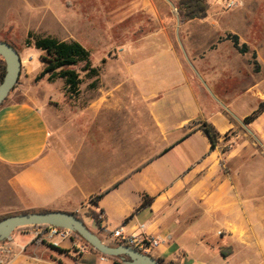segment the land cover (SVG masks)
Instances as JSON below:
<instances>
[{
    "label": "crops",
    "instance_id": "obj_1",
    "mask_svg": "<svg viewBox=\"0 0 264 264\" xmlns=\"http://www.w3.org/2000/svg\"><path fill=\"white\" fill-rule=\"evenodd\" d=\"M64 20L107 43L96 85L82 84L79 98L61 79L36 81L43 64L31 47L21 53L19 82L0 107V163L16 168L19 211L84 216L108 243L115 228L154 236L151 256L165 263L264 264V153L244 129L253 109L241 111V92L262 90L263 77L241 86L248 53L215 34L210 8L179 22L163 0H68ZM247 35L238 36L250 47ZM262 116L250 123L259 139ZM203 123L219 134L215 147ZM46 227L16 229L0 242V264L107 263L88 249L77 260L56 254L79 242L55 248Z\"/></svg>",
    "mask_w": 264,
    "mask_h": 264
},
{
    "label": "rangeland",
    "instance_id": "obj_2",
    "mask_svg": "<svg viewBox=\"0 0 264 264\" xmlns=\"http://www.w3.org/2000/svg\"><path fill=\"white\" fill-rule=\"evenodd\" d=\"M5 1L6 2H2L0 4L1 8H3L5 5V7H7L6 13L4 14V16H1L0 20V41L10 42L18 50L20 55L21 53H24L28 48L25 45V39L28 33L34 32L43 36H53L60 40L69 39L71 36H73L81 41H87L97 48L96 52L92 53L91 55V62L92 65L94 64V68H97L98 63H102L100 58L107 42L103 41L101 38H98V42H95V38L94 41L90 42L82 35L83 33L78 27L72 30L67 28L64 20V10L68 0ZM163 1L173 7L176 19H178L179 22H182L183 20L181 12L177 8L180 0ZM236 1L237 6L232 9L227 8L226 0H208V4L211 17H214L217 21H219L217 28L215 29V34L221 31V34L227 36L229 34H232L229 32L231 31L245 37L247 33L250 32L247 35V37H249V42H251V53L247 54L249 67L248 70H246L245 73L241 76V86L243 87V85H247V87H250L252 82L255 80L254 78H257V80H259L261 77H263L262 90L248 89V92H245L246 94L244 92H241L242 95L244 94L243 96L246 99V102H244L243 106H241V111L243 113H249L253 109V111L248 115L250 117L257 109H259L260 104L264 103V0ZM6 23L7 25L4 26ZM178 30L179 31L176 32L175 28L173 29V36H181L182 33L179 28ZM223 30L226 31L224 32ZM253 45L258 46V48L260 49V55H258L256 59H252V52L255 49ZM29 51L31 54H36L37 56L34 62H40L41 64H43L44 68L46 66V62L42 59V56H46V53L42 51H36L34 47H31ZM108 52L111 55L113 54L114 49L111 48V50H107L103 52V54H107ZM24 59L25 63L28 64L29 57L27 56ZM254 62L257 63L260 73H256V65L254 64ZM0 64L5 67V63L1 58ZM82 77L84 78L82 84H92L94 82H97L96 76L93 77L90 75V77L86 78L85 75L82 74ZM42 79L41 80L44 81L42 85L45 84L43 85L44 87L48 85L55 88L54 84H51L55 82H50L47 76ZM41 80H39V82ZM232 85H234V82ZM236 92L238 91H231L232 94ZM68 96L70 98L80 97H71L70 95ZM261 114H263V116L260 119L259 124L256 126H258L259 128L258 131L260 132V134H263L262 136H264V112H262ZM244 125L245 131L248 132L247 134L249 136V139L256 141L253 138L256 137V139H258L259 141L258 146L264 153V138L259 139L255 133V130H253L250 124ZM251 135H253V137ZM15 173L16 168L0 163V219L23 213L19 211V204L15 195V190L13 185L11 184V179ZM87 215L93 217L94 219H96V221H100L99 215L93 212H89ZM81 217L89 227L88 223H90V220L84 216ZM94 232L98 234V232ZM75 235L73 236V238L79 241V246H85L88 250H91L99 256H102V254H100L98 251V253L94 251L95 249H91V246L81 237H79L77 234ZM106 243L116 246L115 242ZM73 251L74 252L59 251L56 254L63 256L64 258H72L75 260H77L83 254L82 252H79L76 247L73 249ZM120 262H123L125 264L124 260H122L121 258H118V260L116 261L111 257V259H109L107 263L101 264H120Z\"/></svg>",
    "mask_w": 264,
    "mask_h": 264
},
{
    "label": "trees",
    "instance_id": "obj_3",
    "mask_svg": "<svg viewBox=\"0 0 264 264\" xmlns=\"http://www.w3.org/2000/svg\"><path fill=\"white\" fill-rule=\"evenodd\" d=\"M177 8L181 12L182 20L188 21L193 19L206 18L209 10V4L208 0H180ZM226 39L231 40L234 47L240 53H251L248 44L241 42L238 35L229 34L226 36ZM25 45L27 47H34L35 49L46 53V56H42V59L46 62V66L36 77V81H39L46 76L50 82H55L56 80L61 79L65 84L66 93L71 97H78L81 94V85L84 81L82 74H84L86 78L90 77V75L95 77L98 74L97 68H94L91 62V55L92 53L96 52L97 48L87 41H64L53 36H43L34 32H29L25 39ZM256 57L257 54L255 51H253L252 59H256ZM254 64L256 65V69L258 70L259 67L257 63L254 62ZM4 73L5 67L0 64V83L3 79ZM95 85V82L92 83V86ZM262 112H264V103L260 104L259 109H257L252 116L244 120L245 124H250ZM201 127L209 137L212 143V147H215L217 139L219 137V134L217 133L215 128L208 123H203ZM101 197L102 194L96 196L93 201H96ZM151 201V198L145 196L142 206L145 207L149 205ZM31 212L33 211H26L23 213ZM77 216L82 218L78 214ZM116 245L120 244L116 243ZM91 249L93 248L91 247ZM105 257L111 259V257ZM112 259L116 261L118 260V258ZM120 264L124 263L120 262Z\"/></svg>",
    "mask_w": 264,
    "mask_h": 264
},
{
    "label": "water",
    "instance_id": "obj_4",
    "mask_svg": "<svg viewBox=\"0 0 264 264\" xmlns=\"http://www.w3.org/2000/svg\"><path fill=\"white\" fill-rule=\"evenodd\" d=\"M0 58L5 63V73L0 83L1 107L19 82L22 60L18 50L6 41H0ZM42 225L67 229L81 237L100 254L121 258L125 264H172L162 262L126 245L107 244L86 225L83 218L75 213L62 211L31 212L5 217L0 220V242L10 239L18 228Z\"/></svg>",
    "mask_w": 264,
    "mask_h": 264
},
{
    "label": "built area",
    "instance_id": "obj_5",
    "mask_svg": "<svg viewBox=\"0 0 264 264\" xmlns=\"http://www.w3.org/2000/svg\"><path fill=\"white\" fill-rule=\"evenodd\" d=\"M227 8H234L237 6L236 0H226ZM100 220L101 217L99 216ZM111 238L114 239L115 243L120 245H126L132 247L142 253L151 255L152 252L159 246L160 240L154 236L148 235H130L124 232L122 228H115L110 232ZM74 233L67 229H60L56 227H46L45 237L48 242L55 248H61L64 241L73 239ZM79 242V241H78ZM78 243L77 250L79 252H84L87 250L85 246H79ZM103 261H108L109 259L105 256H101Z\"/></svg>",
    "mask_w": 264,
    "mask_h": 264
}]
</instances>
